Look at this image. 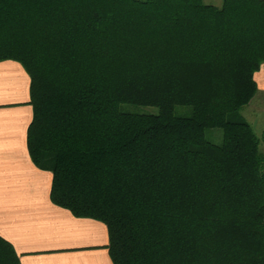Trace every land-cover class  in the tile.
I'll use <instances>...</instances> for the list:
<instances>
[{"label": "trees", "instance_id": "obj_1", "mask_svg": "<svg viewBox=\"0 0 264 264\" xmlns=\"http://www.w3.org/2000/svg\"><path fill=\"white\" fill-rule=\"evenodd\" d=\"M3 60L30 78L50 201L106 226L112 264H264V155L235 115L257 93L264 0H0ZM0 264H18L1 238Z\"/></svg>", "mask_w": 264, "mask_h": 264}, {"label": "crops", "instance_id": "obj_2", "mask_svg": "<svg viewBox=\"0 0 264 264\" xmlns=\"http://www.w3.org/2000/svg\"><path fill=\"white\" fill-rule=\"evenodd\" d=\"M253 78L264 96V64ZM29 103L23 66L0 61V238L11 245L18 264H112L106 226L50 201L52 174L37 168L27 150Z\"/></svg>", "mask_w": 264, "mask_h": 264}, {"label": "rangeland", "instance_id": "obj_3", "mask_svg": "<svg viewBox=\"0 0 264 264\" xmlns=\"http://www.w3.org/2000/svg\"><path fill=\"white\" fill-rule=\"evenodd\" d=\"M205 4H210L215 7H220L221 0H203ZM259 71V70H258ZM119 109L124 113L130 114H158V109L154 107L136 106L122 104ZM193 114V109L189 106H175L173 115L181 118H189ZM236 117L248 122L256 136L260 139V152L264 155V140H262V133L264 132V96L256 93L251 102L243 108ZM232 117V116H230ZM234 117V116H233ZM205 139L215 145L222 143V132L219 129H206Z\"/></svg>", "mask_w": 264, "mask_h": 264}]
</instances>
